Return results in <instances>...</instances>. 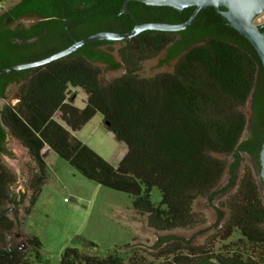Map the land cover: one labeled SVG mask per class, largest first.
<instances>
[{
	"label": "trees",
	"instance_id": "obj_1",
	"mask_svg": "<svg viewBox=\"0 0 264 264\" xmlns=\"http://www.w3.org/2000/svg\"><path fill=\"white\" fill-rule=\"evenodd\" d=\"M125 1L19 0L0 14V24L5 18L11 22L20 18L38 21L29 29L1 27L0 48L11 36L29 37L62 19L85 20L80 39L120 21L129 29L135 22L179 24L194 9L178 12L130 0L129 14L123 15L120 9ZM51 9L57 11L52 14ZM207 9L186 30H148L124 41L93 42L30 71L18 87V100L0 107V243L14 227L9 213L28 197L25 214H29L39 197L48 171L45 148L83 178L128 195L134 213L143 216L146 227L157 233L191 229L204 222L203 216L193 211V204L209 197L220 183L226 170L221 157L238 146L246 125L243 107L258 63L245 43L213 36L211 26L190 43L173 39H185ZM94 19L102 22L92 24ZM111 31L126 32L118 27ZM114 44H118L116 49H101ZM162 53L158 65L172 66L171 71L142 76V64ZM9 64L14 63H1L0 69ZM116 71L122 74L105 80L106 74ZM69 88L85 94L83 108L73 105ZM250 111L251 135L240 149L258 163L264 141V98L255 96ZM56 113L64 125L53 118ZM96 114L113 139L126 146L116 166L71 133ZM8 137L25 149L32 164L24 181L25 191L19 193L13 192L17 175L2 161L12 155L6 148ZM222 205L227 216L216 237L226 242L238 235L222 246V253H213V239L202 246H190L174 236H160L152 246V261L134 256L128 264H264V201L248 164L242 166L235 191ZM25 244L24 251L0 248V264H31V257L39 261V239L31 236ZM58 264L125 263L116 255L99 259L68 247Z\"/></svg>",
	"mask_w": 264,
	"mask_h": 264
},
{
	"label": "rangeland",
	"instance_id": "obj_2",
	"mask_svg": "<svg viewBox=\"0 0 264 264\" xmlns=\"http://www.w3.org/2000/svg\"><path fill=\"white\" fill-rule=\"evenodd\" d=\"M18 1L2 0L0 9L3 10L0 14ZM173 39L181 41L179 36H174ZM108 47L116 49L118 44L102 46L101 49L106 50ZM191 47L193 46L189 48ZM162 58L163 53L145 61L140 74L152 76L159 72L171 71L172 66L158 65ZM15 61L9 60L10 63ZM121 74L122 71L111 72L104 78L107 81ZM16 94V89L9 90L7 97L0 99V107L4 103L14 104L18 99ZM68 96L74 97V106L83 108L86 96L80 89L69 88ZM250 101L251 95L243 107L246 125L238 146L231 154L221 157L225 160L226 170L220 183L211 191L209 197L196 200L193 204V211L203 216L202 224L191 229L157 233L146 227L143 216L134 213L128 195L101 187L83 178L55 153L45 148L47 154L45 163L48 170L46 182L29 214H25L28 197L9 213L14 227L6 233L5 241L0 243V248L24 251L27 248L26 239L35 236L41 243V259L37 261L31 257V264H58L60 255L68 247L99 259L116 255L128 264V260L134 256H142L145 260L152 261L151 254L155 253L152 246L157 238L174 236L188 242L190 246H202L213 239V253H222V246L238 237L235 233L226 242H220L216 237L227 216L222 204L235 191L244 164H248L252 169L264 201L263 186L258 180L259 165L252 156L240 149L241 143L248 140L251 135ZM53 118L63 124L59 120V113ZM71 133L112 166H116L126 152V146L115 141L112 134L105 129L99 114L93 116L80 130ZM6 148L12 155L3 157L2 161L17 175L13 192H23L27 170L32 164L25 149L14 139L8 137Z\"/></svg>",
	"mask_w": 264,
	"mask_h": 264
},
{
	"label": "flooded vegetation",
	"instance_id": "obj_3",
	"mask_svg": "<svg viewBox=\"0 0 264 264\" xmlns=\"http://www.w3.org/2000/svg\"><path fill=\"white\" fill-rule=\"evenodd\" d=\"M136 10L137 12L140 13V9H136ZM224 10L225 8H220V11H224ZM56 11L57 10L55 9H51L50 12H52L53 14ZM220 17L221 19H224L218 11H216L213 8H208L206 11L202 13L198 23L194 25L192 30L189 32L188 36L185 39L181 38V40L184 43H190L195 39H197L198 37H200L204 33V31H206V29H208L209 26H211L212 29L211 35L216 37H224L225 39H229V40H239L240 42L245 43V45L256 54V52L254 51L252 46L248 43V41L245 38H243L241 35H239L234 29H232L225 19L223 21L220 19ZM52 19L53 16L46 18V20H52ZM37 21L38 19L36 18H31V19L20 18L18 20L11 22L9 18H5L0 24V28L8 25L11 29L19 30L22 27L29 29ZM101 22L102 21L100 19H94L91 23L99 25ZM60 23L48 24L47 26H43L42 28L36 30V34L31 35L29 37L21 38L18 36H11L9 38L10 40L9 43L7 41L4 42L3 40L0 48V64L6 62L9 63L10 59L16 60L14 64L40 60L69 47L74 41L82 39V38L78 39V36L84 32V28H85L84 26L86 25L85 24L86 22L83 18L77 17L75 21H71V20L67 21L66 19H62ZM253 25L258 27L259 33L264 38V11H262L259 15H257L254 18ZM117 27L122 31H126V32L133 28L132 27L131 29H129L128 25L120 21V22L108 23L107 25H104L105 30L103 31H111L112 28H117ZM100 42H106V41H100ZM256 57L258 63H257V70L254 75V82L250 91V95H251L250 104L255 96H260L264 98V70L262 68V65L260 63L257 54ZM54 61H51L47 64H44L36 68L43 67ZM14 64H9L8 66ZM36 68L16 71L1 76L0 91L3 95V98L7 97V92L11 89H16L17 92L16 95L19 98L18 87L20 83L25 78L28 77L30 71ZM215 263L218 264L217 262Z\"/></svg>",
	"mask_w": 264,
	"mask_h": 264
},
{
	"label": "water",
	"instance_id": "obj_4",
	"mask_svg": "<svg viewBox=\"0 0 264 264\" xmlns=\"http://www.w3.org/2000/svg\"><path fill=\"white\" fill-rule=\"evenodd\" d=\"M126 0L121 7L120 13L128 15ZM143 3L147 6L171 7L178 12L183 9L193 7L189 18L179 24H169L161 22H143L135 23L133 28L127 32L100 31L92 33L80 40L74 41L69 47L40 60L14 64L0 69V77L12 72L25 69L36 68L47 64L51 61L63 58L81 47L99 41L113 42L131 39L143 31H160V32H180L190 28L196 21L200 13L207 9L213 8L218 11L228 22L229 26L239 35L245 38L256 52L262 68L264 70V38L258 31V27L253 25L254 18L264 11V0H133ZM220 8H225L220 11ZM264 139V136H263ZM259 174L258 180L263 186L264 193V141L258 156Z\"/></svg>",
	"mask_w": 264,
	"mask_h": 264
},
{
	"label": "crops",
	"instance_id": "obj_5",
	"mask_svg": "<svg viewBox=\"0 0 264 264\" xmlns=\"http://www.w3.org/2000/svg\"><path fill=\"white\" fill-rule=\"evenodd\" d=\"M1 1H2V0H0V3H1ZM15 3H17V2H15ZM15 3H13V4H15ZM13 4H12V5H13ZM12 5H11V6H12ZM1 10H3V9H0V11H1Z\"/></svg>",
	"mask_w": 264,
	"mask_h": 264
}]
</instances>
